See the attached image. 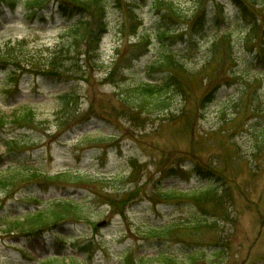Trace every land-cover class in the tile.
<instances>
[{"label": "rangeland", "instance_id": "1", "mask_svg": "<svg viewBox=\"0 0 264 264\" xmlns=\"http://www.w3.org/2000/svg\"><path fill=\"white\" fill-rule=\"evenodd\" d=\"M43 1L20 0L14 12L0 0V44L60 43L80 16L60 10L68 0ZM104 19L101 65L86 80L25 74L12 95L0 82L4 112L33 114L27 126L0 130V157L9 154L3 142H18L0 173L21 166L81 178L26 184L13 198L0 192V217L66 200L81 215L33 244L3 233L0 221V264H122L126 253L264 264V0H107ZM146 84L163 90L147 95ZM69 90L63 113L57 95ZM186 191L203 196L201 207Z\"/></svg>", "mask_w": 264, "mask_h": 264}, {"label": "trees", "instance_id": "2", "mask_svg": "<svg viewBox=\"0 0 264 264\" xmlns=\"http://www.w3.org/2000/svg\"><path fill=\"white\" fill-rule=\"evenodd\" d=\"M8 8L15 11L18 9L20 0H5ZM43 0H26L25 7H34L41 5ZM62 11H69L71 18L80 16L78 21L70 25L62 35L60 43L53 46H47L43 49L35 47L27 50V41L25 39L16 42H6L0 44V73L3 77L0 79L2 89L11 93L16 86L17 81L21 76L30 74L36 77H42L51 84L58 82L75 83L77 81L86 80L90 75V71H95L101 65L100 60V44L102 34L106 33L107 23L104 19V13L107 9V0H68L62 2ZM30 9V8H29ZM32 17H35V13ZM47 51L44 55L43 51ZM40 55L41 61H32ZM163 87L158 85L146 84L143 92L147 95L160 93ZM75 94L72 90L61 92L57 95L60 102L59 109L66 113ZM6 102H3L5 105ZM7 108L10 109L9 105ZM32 111H9L4 112L0 108V130L4 129L9 124L25 125L31 122ZM23 127V126H21ZM6 156L12 158L10 154L16 151L18 142L16 140L3 142ZM0 158V166L6 161L7 157ZM18 163V162H17ZM10 173H0V192L5 198H13L15 193L26 184L37 183L42 181L47 182H80L79 176L69 172H64L55 176H46L36 169L23 170L21 166L10 169ZM177 192H166L168 198L175 197ZM187 197H193L196 207H201L199 200L203 198L197 192L183 193ZM204 197L206 195L204 194ZM79 204L71 201H63L56 204L54 207H45L28 212L23 219H14L10 215L3 214L0 221L4 225L2 232L16 236L21 240H33L42 236L47 232L59 228L69 221H77L81 219L79 213ZM4 207L1 206L0 211L3 212ZM203 221L198 220L194 224V229H199L203 226ZM166 229L151 227L150 235L152 237L162 238L166 236ZM88 245L83 248L84 251H90ZM195 261V257H191ZM66 264L58 261V258L53 260L46 259L43 264ZM69 264H82L78 261H71ZM122 264H176V259L169 255L161 253L158 257L143 256L139 259L135 258L132 253H126L122 259Z\"/></svg>", "mask_w": 264, "mask_h": 264}]
</instances>
